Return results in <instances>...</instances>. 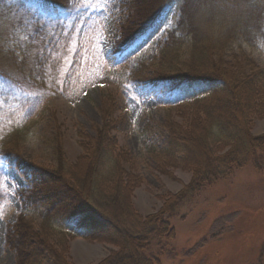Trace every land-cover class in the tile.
Instances as JSON below:
<instances>
[{
	"label": "trees",
	"instance_id": "trees-1",
	"mask_svg": "<svg viewBox=\"0 0 264 264\" xmlns=\"http://www.w3.org/2000/svg\"><path fill=\"white\" fill-rule=\"evenodd\" d=\"M118 1L125 11L121 37L108 58L114 65L108 75L122 92L132 84L160 89L168 100V116L147 134L146 152L161 172L183 168L192 173L191 181L170 209L146 217L138 212L130 199L142 183L138 160L116 136L120 107L114 100L102 107L103 122L95 135L79 132L83 150L76 162L70 163L64 152L63 127L41 139L54 166L26 161L20 144L36 109L74 89V75L62 70L65 47L55 42L57 28L73 10L74 0H0V8L6 11L3 20L21 28L25 40L23 44L15 35L11 37L22 52L21 62L9 52H0V80L25 94L17 107L22 117L0 121V156L13 157L27 184L16 193L21 211L5 236L16 264H75L70 241L76 237L119 247L97 264H157L146 251L154 240L175 235L171 226L175 206L238 168L251 164L264 170V133L252 132L264 115V66L242 51L236 64H229L223 57L237 40L234 29L217 32L197 24L200 10H209L215 2L225 5L244 0ZM172 5H177L179 19L162 42L159 63L166 71L146 79L140 70L141 48ZM183 55L189 56L184 64ZM248 211L245 226L231 235V245L211 244L194 264H212V260L264 264V216L256 219L261 211Z\"/></svg>",
	"mask_w": 264,
	"mask_h": 264
},
{
	"label": "rangeland",
	"instance_id": "rangeland-1",
	"mask_svg": "<svg viewBox=\"0 0 264 264\" xmlns=\"http://www.w3.org/2000/svg\"><path fill=\"white\" fill-rule=\"evenodd\" d=\"M248 5L245 7V0L225 5L215 2L209 10H200L197 24L217 32L233 28L237 40L222 56L225 61L236 64L242 51L263 67L264 0H250ZM124 11L118 0H74V8L57 28L59 32L55 39L65 47L62 70L74 75V89L68 95L51 97L36 109L20 151L28 162L54 166L41 139L63 127L66 133L64 152L70 163L76 162L83 150L79 132L95 135L96 127L103 122L102 107L116 101L120 107L116 113L119 123L116 136L119 143L137 158V173L142 179L130 199L138 212L146 217L170 209L169 205L191 181L192 173L183 168L161 172L146 152L147 134L164 123L168 116V100L160 89L149 84H132L122 92L108 75L114 67L108 58L121 37ZM5 14L6 11L0 8V52H9L21 62L22 52L15 48L11 38L15 35L17 41L21 39L24 44L21 28L5 22ZM209 18H213L212 23L205 22ZM178 19L177 5L170 6L162 24L141 48L140 70L146 79L166 71L159 63L162 42L168 37L169 30L177 26ZM188 58L186 55L181 57L183 64ZM9 65L14 67L16 64L11 62ZM24 95L11 82L0 80V121L22 117L17 107ZM145 128L147 132H144ZM252 132L256 136L264 133V115L256 120ZM24 186L27 184L16 170L13 157L0 156V264H16L14 251L6 245L5 236L9 224L21 211L16 193ZM249 209L261 211L255 215L256 219L264 216V170L258 171L251 164L234 170L228 178L207 186L175 206L171 211L175 235L154 240L146 255L155 258L157 264H194L196 256L211 244L229 242L231 245L234 239L231 235L245 226L243 220L245 215L251 214ZM248 226L246 222V229ZM118 250L115 244L82 237L70 241V256L75 264H97ZM212 264L217 263L212 260Z\"/></svg>",
	"mask_w": 264,
	"mask_h": 264
}]
</instances>
